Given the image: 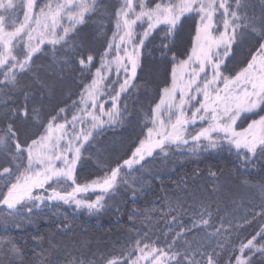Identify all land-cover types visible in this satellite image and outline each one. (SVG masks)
Instances as JSON below:
<instances>
[{
	"label": "snow or ice",
	"instance_id": "snow-or-ice-1",
	"mask_svg": "<svg viewBox=\"0 0 264 264\" xmlns=\"http://www.w3.org/2000/svg\"><path fill=\"white\" fill-rule=\"evenodd\" d=\"M186 19L193 27L180 52ZM150 37L170 57L166 78L148 108H132L154 86L137 82ZM133 113L134 138L104 136ZM224 144L236 157L235 187L210 168L207 196L148 209L158 231L148 219L118 246L72 251L34 236L31 255L12 232L53 206L97 215L120 187L139 195L157 158ZM86 155L102 174L81 181ZM262 163L264 0H0V264H264V174L250 172Z\"/></svg>",
	"mask_w": 264,
	"mask_h": 264
},
{
	"label": "trees",
	"instance_id": "trees-1",
	"mask_svg": "<svg viewBox=\"0 0 264 264\" xmlns=\"http://www.w3.org/2000/svg\"><path fill=\"white\" fill-rule=\"evenodd\" d=\"M16 11H19V7ZM62 23L67 25L69 22L65 19ZM192 27V19L184 20L182 26L179 27L178 36L175 38V47L180 52H183L189 45ZM81 28L85 31L90 30L86 29L85 26H81ZM109 35L111 34L109 33ZM159 43V38L150 37L149 41H146L141 67L138 69L137 82H143L147 79L154 86L147 94H141L139 98L130 99L129 103L132 108H138L141 104L148 108L158 96V88L155 85L163 83L166 78V67L170 57L161 56ZM97 47L100 48L101 46L97 45ZM37 62L43 61L37 60ZM108 106L109 104H107ZM134 117L135 113L129 118L132 120V124L126 125L125 128L106 129L104 136L109 140L134 138L141 131L140 128L135 127ZM88 150L91 151V149ZM164 159L167 162L160 158L154 160L149 165L152 172L142 174V180L147 181L148 185L136 197L120 187L114 194L106 198L110 206L97 215H89L86 211L73 213L67 205L60 206V209L53 206L41 210L39 216L32 218V223L19 218L22 227L20 229L14 228L12 232L15 236L22 238L21 243L26 245L29 255L32 252V237L34 236L42 237L46 244L54 238L61 247L68 251L80 249L87 245L95 248L98 244L103 245L104 248H109L112 245L118 246L124 243L130 231L135 235L137 230L149 229L148 219L152 220V227H156L157 231L163 227L162 220L156 219L154 215H147L149 208L159 207L165 202L163 198L172 199L175 203V196L187 198L189 192L207 196L208 193L205 191L212 181V178L208 176L210 168L222 173L219 179L226 188L231 189L237 183V177L231 171L235 167L236 157L229 150L227 144L216 150L202 151L197 149L195 153H189L186 149H174L172 154ZM109 162L114 166L115 163L119 162V158L110 157ZM250 172L255 177L264 174V163L259 168L250 170ZM99 174H102V170L98 169L94 161L86 155L78 166V178L82 181ZM138 174L140 173L138 172ZM94 195L95 193H89L90 197H94ZM187 203L191 204V200H188ZM134 212L137 215L130 219V215ZM65 213L69 215L70 220L63 221ZM193 218L191 213L184 217L189 222ZM4 223L3 218L0 217V224ZM65 225L71 230L66 233L59 232ZM84 250L86 251L87 248L85 247ZM37 251L39 250L37 249Z\"/></svg>",
	"mask_w": 264,
	"mask_h": 264
},
{
	"label": "rangeland",
	"instance_id": "rangeland-1",
	"mask_svg": "<svg viewBox=\"0 0 264 264\" xmlns=\"http://www.w3.org/2000/svg\"><path fill=\"white\" fill-rule=\"evenodd\" d=\"M103 99H106V98H103ZM105 108H107V104H105Z\"/></svg>",
	"mask_w": 264,
	"mask_h": 264
}]
</instances>
